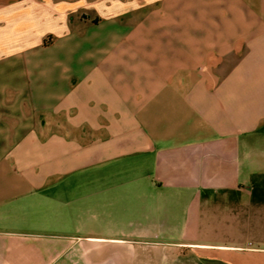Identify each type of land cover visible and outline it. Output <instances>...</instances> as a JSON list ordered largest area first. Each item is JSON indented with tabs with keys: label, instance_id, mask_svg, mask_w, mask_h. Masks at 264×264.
I'll return each mask as SVG.
<instances>
[{
	"label": "crops",
	"instance_id": "1",
	"mask_svg": "<svg viewBox=\"0 0 264 264\" xmlns=\"http://www.w3.org/2000/svg\"><path fill=\"white\" fill-rule=\"evenodd\" d=\"M198 1L0 0V264H264V0Z\"/></svg>",
	"mask_w": 264,
	"mask_h": 264
},
{
	"label": "rangeland",
	"instance_id": "2",
	"mask_svg": "<svg viewBox=\"0 0 264 264\" xmlns=\"http://www.w3.org/2000/svg\"><path fill=\"white\" fill-rule=\"evenodd\" d=\"M180 1L181 0H172V2H167V0H141V2L138 3V0H130L129 2L131 3H129L124 0H104V2L109 3L111 7H117V4H119V7L123 8V6H126V8H128V12L131 11L128 16H123L119 19V21L117 20L120 24V30L122 31L128 28L127 25L132 28H141L145 32L150 30L153 32L154 29H157V33L161 32V34H164L166 30L169 32L171 30L175 31L185 27L195 29V31H197L199 1L189 0V3H182ZM93 12L94 13L88 12V14L84 12V16L88 17V21L91 23H98L101 18H99L100 16L97 15L95 11ZM74 17L75 15H73V17H69V19L73 20ZM116 19L117 17L113 20ZM66 23L68 24V19L63 17V27H66ZM154 38L155 37L153 35L141 36L143 44H150L151 40H154ZM158 38H163L164 40L167 37L164 34L163 36L158 35ZM174 38L180 39L181 37L175 36ZM198 38L199 37L197 35H191L190 44H196ZM58 39L59 38L57 36H47L46 45H51ZM127 43L131 42L127 41ZM148 255H151V259L143 261V264H183L181 255H174L171 259L157 258L158 254L155 252L152 254L149 253ZM196 261V259H193L190 264H195Z\"/></svg>",
	"mask_w": 264,
	"mask_h": 264
}]
</instances>
